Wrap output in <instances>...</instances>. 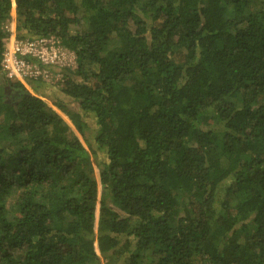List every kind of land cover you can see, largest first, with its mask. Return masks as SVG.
<instances>
[{
	"label": "trees",
	"instance_id": "16d2710c",
	"mask_svg": "<svg viewBox=\"0 0 264 264\" xmlns=\"http://www.w3.org/2000/svg\"><path fill=\"white\" fill-rule=\"evenodd\" d=\"M11 36L76 66L2 73L0 264H264V0H0V73Z\"/></svg>",
	"mask_w": 264,
	"mask_h": 264
},
{
	"label": "built area",
	"instance_id": "2783aa9c",
	"mask_svg": "<svg viewBox=\"0 0 264 264\" xmlns=\"http://www.w3.org/2000/svg\"><path fill=\"white\" fill-rule=\"evenodd\" d=\"M9 39L12 40L5 44L2 69L13 82L28 88L31 82L40 79L52 81L53 75L47 67H67L66 57L70 52L55 37L19 41L11 36Z\"/></svg>",
	"mask_w": 264,
	"mask_h": 264
},
{
	"label": "rangeland",
	"instance_id": "374dc122",
	"mask_svg": "<svg viewBox=\"0 0 264 264\" xmlns=\"http://www.w3.org/2000/svg\"><path fill=\"white\" fill-rule=\"evenodd\" d=\"M15 17V13L14 11L11 13V20H8L6 26L8 28V30L11 32H13V30L11 29H14V21H12V19H14ZM5 44L7 45L8 44V41L6 40L5 41ZM69 55H67V60H66V64H67V67L66 69H74L75 66H76V57L74 55L73 52L69 51ZM2 73H4V75L6 76V73L4 72V70L0 73V80H2ZM36 83L40 82V85L42 84H48L50 85L51 84V81H48V80H45V79H40L39 81H35ZM34 82H31V84L29 85V87L27 88L31 93H33L34 95L38 96V97H42V95L40 93H38L33 85ZM12 93L14 94V91L13 90H9L8 88L5 89V94H6V98H7V101L11 99V97L13 96ZM44 97V96H43ZM48 101V100H47ZM48 105L53 109L55 110V112L69 125L70 129L72 130L73 134L81 140V142L84 144L81 136L79 135V133L75 130L73 124L71 123L70 119L68 118V116L62 112L61 110L53 107L51 104H50V101L47 102ZM101 157H103V153L99 154ZM95 175H96V178L98 180V197H99V201L97 203V208H96V226H95V229L97 231V224H98V220H99V210H100V197H101V194H102V186L100 185V179H99V170L95 167ZM96 250H97V254L100 255L99 253V250H98V247L96 246Z\"/></svg>",
	"mask_w": 264,
	"mask_h": 264
},
{
	"label": "crops",
	"instance_id": "0c3cea01",
	"mask_svg": "<svg viewBox=\"0 0 264 264\" xmlns=\"http://www.w3.org/2000/svg\"><path fill=\"white\" fill-rule=\"evenodd\" d=\"M11 30H13V29H11ZM11 32H12V31H11ZM11 40H12V39H11ZM11 40H10V39L7 40V41H8V44H10Z\"/></svg>",
	"mask_w": 264,
	"mask_h": 264
}]
</instances>
